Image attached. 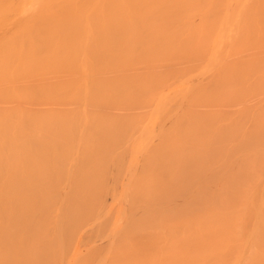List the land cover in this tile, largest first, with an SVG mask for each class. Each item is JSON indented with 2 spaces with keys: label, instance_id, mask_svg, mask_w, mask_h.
<instances>
[{
  "label": "bare ground",
  "instance_id": "6f19581e",
  "mask_svg": "<svg viewBox=\"0 0 264 264\" xmlns=\"http://www.w3.org/2000/svg\"><path fill=\"white\" fill-rule=\"evenodd\" d=\"M0 264H264V0H0Z\"/></svg>",
  "mask_w": 264,
  "mask_h": 264
},
{
  "label": "rangeland",
  "instance_id": "374dc122",
  "mask_svg": "<svg viewBox=\"0 0 264 264\" xmlns=\"http://www.w3.org/2000/svg\"><path fill=\"white\" fill-rule=\"evenodd\" d=\"M108 199H109V198H108ZM109 201H110V199H109ZM109 201H108V203H110ZM99 240H100V241H99ZM103 240H105V238H103V239H98L97 242L95 241V242L92 244V246H96V247H97V246H98V247H102V246H104L103 244L106 243V242H105L106 240H105V241H103Z\"/></svg>",
  "mask_w": 264,
  "mask_h": 264
}]
</instances>
